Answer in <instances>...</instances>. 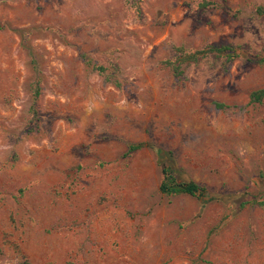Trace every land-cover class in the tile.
<instances>
[{"label": "rangeland", "instance_id": "1", "mask_svg": "<svg viewBox=\"0 0 264 264\" xmlns=\"http://www.w3.org/2000/svg\"><path fill=\"white\" fill-rule=\"evenodd\" d=\"M258 8L0 0V264H264ZM157 151L215 200L159 192Z\"/></svg>", "mask_w": 264, "mask_h": 264}, {"label": "trees", "instance_id": "2", "mask_svg": "<svg viewBox=\"0 0 264 264\" xmlns=\"http://www.w3.org/2000/svg\"><path fill=\"white\" fill-rule=\"evenodd\" d=\"M259 14H264V11L261 8L257 9ZM210 53H215L219 55H225L227 58H233L235 52L231 47H220V48H206L203 50H196L195 52L185 55L183 61L196 60L199 56H204ZM175 72L179 71L180 65H171ZM36 94H38L36 90ZM264 98V89L255 91L251 94L252 102H260ZM215 108L217 109H227L228 106L222 103L215 102ZM147 146L146 143H137L129 144L127 147V153L135 152L143 147ZM157 163L161 166L162 181L158 187L159 192L165 195H176V194H185L192 197H195L204 207L206 204L215 200V197L208 193L206 187L202 184H198L193 181H182L176 175L171 164L173 161L172 154L169 151H157ZM246 203H241L240 207H243ZM22 264H27L24 261Z\"/></svg>", "mask_w": 264, "mask_h": 264}]
</instances>
